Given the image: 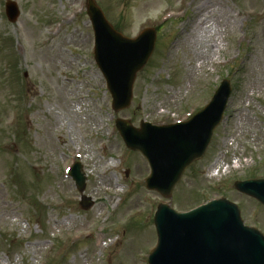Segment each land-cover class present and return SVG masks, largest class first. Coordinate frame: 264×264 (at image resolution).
Instances as JSON below:
<instances>
[{"label": "rangeland", "instance_id": "obj_1", "mask_svg": "<svg viewBox=\"0 0 264 264\" xmlns=\"http://www.w3.org/2000/svg\"><path fill=\"white\" fill-rule=\"evenodd\" d=\"M6 1L0 264H148L160 204L184 212L225 198L264 234V207L234 187L264 178V0H95L126 37L159 27L131 107L118 114L94 62L86 0H13L21 10L16 24L6 18ZM223 80L233 92L204 159L185 172L171 200L148 191L149 167L125 147L115 120L136 127L184 120ZM76 162L87 178V210L66 174Z\"/></svg>", "mask_w": 264, "mask_h": 264}, {"label": "water", "instance_id": "obj_2", "mask_svg": "<svg viewBox=\"0 0 264 264\" xmlns=\"http://www.w3.org/2000/svg\"><path fill=\"white\" fill-rule=\"evenodd\" d=\"M6 13L10 22L19 18L15 3L8 2ZM88 14L96 32V62L105 76L114 100L115 109L130 106L137 73L143 69L154 50L156 34L147 31L136 41L117 33L106 21L94 0H88ZM230 94L224 82L213 101L191 123L167 132L148 129L146 135L134 131L128 123L118 126L122 135L130 134L127 145L141 151L152 167L148 188L171 197L183 172L201 159L211 140L212 132L222 120ZM169 137L162 139V137ZM81 192L85 177L81 167L73 171ZM243 193L264 204V182L236 184ZM91 205V203H89ZM89 207V206H87ZM159 247L150 258L151 264H264V239L243 228L239 210L220 201L187 215L178 216L167 206H160L155 218Z\"/></svg>", "mask_w": 264, "mask_h": 264}]
</instances>
